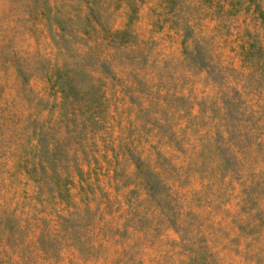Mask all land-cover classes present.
Instances as JSON below:
<instances>
[{
	"label": "rangeland",
	"instance_id": "374dc122",
	"mask_svg": "<svg viewBox=\"0 0 264 264\" xmlns=\"http://www.w3.org/2000/svg\"><path fill=\"white\" fill-rule=\"evenodd\" d=\"M62 58L81 66L63 93ZM0 264H264L246 0H0Z\"/></svg>",
	"mask_w": 264,
	"mask_h": 264
},
{
	"label": "trees",
	"instance_id": "16d2710c",
	"mask_svg": "<svg viewBox=\"0 0 264 264\" xmlns=\"http://www.w3.org/2000/svg\"><path fill=\"white\" fill-rule=\"evenodd\" d=\"M247 1V7L248 5H251L253 7V10L257 13V16L261 19L262 22H264V8H261L259 5L258 0H246ZM89 5V2H87ZM43 13L44 17L46 19H49L50 21L57 22L58 19L55 17H51L48 15L49 7L46 3L43 4ZM89 8V6H88ZM96 17V16H94ZM253 44L250 42L249 47L246 48L245 52L250 53L251 51V46ZM81 67L79 63L73 62V61H68L64 58L61 60H56L50 64L45 65L44 67V75H46L47 79L50 81V84L57 87L59 91L66 92L67 90H72L73 86L70 83L73 74H76V71H80ZM83 73V72H82ZM45 130H39L36 133V140H37V152H47V143L45 141ZM32 162V160L30 161ZM38 163L41 165V170L39 171V175L42 177V174L46 172V166H49V162L46 158V155H39L38 156ZM45 163V165H44ZM28 170L31 171L32 168L29 166ZM58 195L60 193L58 192ZM61 196V195H60Z\"/></svg>",
	"mask_w": 264,
	"mask_h": 264
}]
</instances>
